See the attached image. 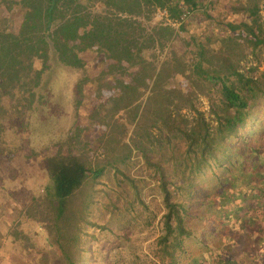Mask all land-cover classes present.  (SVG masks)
<instances>
[{"label": "trees", "instance_id": "trees-1", "mask_svg": "<svg viewBox=\"0 0 264 264\" xmlns=\"http://www.w3.org/2000/svg\"><path fill=\"white\" fill-rule=\"evenodd\" d=\"M236 2L242 19L215 23L202 0H0V158L12 153L4 139L7 130L27 126L50 49L60 63L82 68L80 53L99 36L102 53L119 62L112 70L128 77L123 107L132 110L134 123L132 140L123 143L124 153L108 154L109 164L120 172L115 163L129 160L136 150L158 178L164 211L150 264H264V126L258 123L264 109L253 114L264 104V55L259 57L264 0ZM96 3L103 14L91 11ZM157 8L165 9L177 27L161 20L146 25ZM182 8L204 14L211 25L206 35L186 31ZM25 12L40 17L39 30L14 26L12 17ZM117 13L129 18L120 25ZM179 37L181 50L173 44ZM157 48H167L159 66L149 58ZM176 74L187 82L185 89L169 84ZM146 90L153 96L141 101ZM200 97L208 100L207 109H200ZM44 162L59 264H83L79 228L72 223L84 219L88 188L103 168L88 173L78 156L59 148ZM248 199L251 206L238 208ZM195 223L201 237L212 231L220 235H215L218 246L207 245L193 256L186 246L187 238L196 239L190 227ZM243 229L245 242L252 244L234 256Z\"/></svg>", "mask_w": 264, "mask_h": 264}, {"label": "rangeland", "instance_id": "rangeland-1", "mask_svg": "<svg viewBox=\"0 0 264 264\" xmlns=\"http://www.w3.org/2000/svg\"><path fill=\"white\" fill-rule=\"evenodd\" d=\"M202 1L215 23L218 19L224 22L242 19V15L234 10L237 0ZM239 1L248 3V0ZM90 9L103 14L100 3ZM261 14L264 16V9ZM161 15L154 13L147 24L141 21L150 26L155 21H164ZM114 18L122 25V19L129 16L117 13ZM12 21L15 27L24 23L34 30L41 28L40 17L35 14H15ZM185 21L186 31L199 37L211 28L200 11L189 13ZM98 26L102 27V24ZM83 28L85 26L79 30ZM179 35L184 34L180 32ZM101 43V37L97 36L80 53L82 68L60 63L54 50L50 49L48 68L35 90L38 99L28 115L27 126L10 128L5 134L7 149L10 147L12 153L0 158V264H59L60 252L54 240L50 211L53 203H48L44 191L45 185L50 183L44 158L58 148L78 156L88 173L95 167L103 168L102 175L88 188L90 198L85 199L84 219L72 223L79 228L80 262L150 264L153 261L151 252L162 229L161 214L164 211L158 178L153 167L145 164L136 150H132L129 160L115 163L120 172L109 164L108 154L124 153L123 143L132 140L134 123L129 117L132 110L123 107V83L128 77L112 70L119 62L102 53ZM173 44L181 47L180 50L184 48L181 37ZM166 52L167 48L163 51L157 48L155 56L149 58L159 66ZM261 54L264 55V50L259 57ZM131 71L132 68L127 70L128 73ZM169 84H177L182 89L188 86L180 74H176ZM148 96L152 97L153 93L144 91L141 101ZM207 106L208 100L200 97V109H207ZM261 109L264 104L254 107L253 114L257 115ZM258 123L264 126V118ZM112 138L115 141L111 142ZM252 195L251 192L250 198ZM249 205L250 199L239 202L238 208L245 210ZM190 227L196 239L187 238L186 249L193 256L207 245L218 246L217 231L201 237L199 223ZM226 235H230L229 229ZM243 237L246 238V230L239 237L243 243L232 249L234 256L250 249L252 242H245Z\"/></svg>", "mask_w": 264, "mask_h": 264}, {"label": "built area", "instance_id": "built-area-1", "mask_svg": "<svg viewBox=\"0 0 264 264\" xmlns=\"http://www.w3.org/2000/svg\"><path fill=\"white\" fill-rule=\"evenodd\" d=\"M182 12H181V19H185L186 17H187V15H188V11L185 9V8H182V10H181ZM155 13H161L164 17H161L164 21V23H167V24H170V25H172V26H174V27H177V25H178V22H176V21H172L171 19H168L167 18V16H166V11H165V9H159V8H157L156 9V11H155ZM161 15V16H162ZM141 20H143V19H141Z\"/></svg>", "mask_w": 264, "mask_h": 264}]
</instances>
